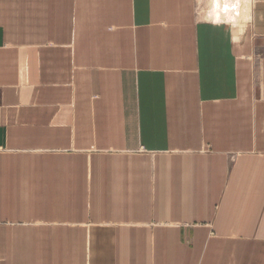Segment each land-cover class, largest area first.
<instances>
[{
	"label": "crops",
	"instance_id": "crops-1",
	"mask_svg": "<svg viewBox=\"0 0 264 264\" xmlns=\"http://www.w3.org/2000/svg\"><path fill=\"white\" fill-rule=\"evenodd\" d=\"M223 1L0 0V264H264V0Z\"/></svg>",
	"mask_w": 264,
	"mask_h": 264
},
{
	"label": "bare ground",
	"instance_id": "bare-ground-1",
	"mask_svg": "<svg viewBox=\"0 0 264 264\" xmlns=\"http://www.w3.org/2000/svg\"><path fill=\"white\" fill-rule=\"evenodd\" d=\"M252 0H224L217 3L220 10L215 12L217 16H224L228 21H246L251 19Z\"/></svg>",
	"mask_w": 264,
	"mask_h": 264
},
{
	"label": "rangeland",
	"instance_id": "rangeland-1",
	"mask_svg": "<svg viewBox=\"0 0 264 264\" xmlns=\"http://www.w3.org/2000/svg\"><path fill=\"white\" fill-rule=\"evenodd\" d=\"M200 6V4H199ZM209 4L207 5V7H205V9H203V12L205 13V15H207L208 11H209Z\"/></svg>",
	"mask_w": 264,
	"mask_h": 264
}]
</instances>
